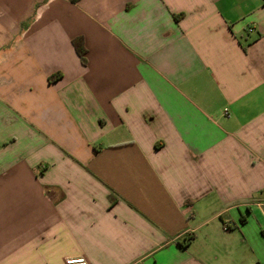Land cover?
Masks as SVG:
<instances>
[{
  "label": "crops",
  "instance_id": "obj_1",
  "mask_svg": "<svg viewBox=\"0 0 264 264\" xmlns=\"http://www.w3.org/2000/svg\"><path fill=\"white\" fill-rule=\"evenodd\" d=\"M71 257L264 264V0H0V264Z\"/></svg>",
  "mask_w": 264,
  "mask_h": 264
},
{
  "label": "trees",
  "instance_id": "obj_2",
  "mask_svg": "<svg viewBox=\"0 0 264 264\" xmlns=\"http://www.w3.org/2000/svg\"><path fill=\"white\" fill-rule=\"evenodd\" d=\"M72 45L73 48L75 50V53L77 55V57L79 58L80 62L82 65L86 64V60H85V49L83 46V42L81 38H76L72 41ZM190 240H192V238H189L187 242H189Z\"/></svg>",
  "mask_w": 264,
  "mask_h": 264
},
{
  "label": "built area",
  "instance_id": "obj_3",
  "mask_svg": "<svg viewBox=\"0 0 264 264\" xmlns=\"http://www.w3.org/2000/svg\"><path fill=\"white\" fill-rule=\"evenodd\" d=\"M65 264H88L84 257H71L64 261Z\"/></svg>",
  "mask_w": 264,
  "mask_h": 264
}]
</instances>
